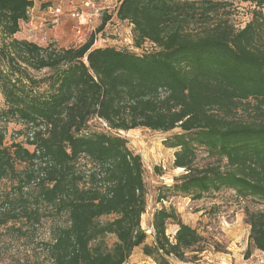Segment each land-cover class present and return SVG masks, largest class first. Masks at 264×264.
I'll return each instance as SVG.
<instances>
[{"label":"trees","instance_id":"16d2710c","mask_svg":"<svg viewBox=\"0 0 264 264\" xmlns=\"http://www.w3.org/2000/svg\"><path fill=\"white\" fill-rule=\"evenodd\" d=\"M233 1L121 0L115 17L132 26L135 48L153 46L136 54L93 48L111 16L78 47L17 40L33 2L0 0V183L14 185L1 198L0 225L38 223L43 208L64 217L45 244L53 264H127L141 246L156 264L201 253L197 229L164 207L152 214L153 245L144 244L143 164L118 135L178 129L165 145L185 174L170 190L193 201L230 190L261 202L262 211L246 212L245 257L264 253V0H239L253 6L241 29L230 24ZM246 107L254 112L244 120ZM92 120L107 132L90 129ZM9 124L23 129L6 146ZM198 149L215 161L196 167Z\"/></svg>","mask_w":264,"mask_h":264},{"label":"rangeland","instance_id":"374dc122","mask_svg":"<svg viewBox=\"0 0 264 264\" xmlns=\"http://www.w3.org/2000/svg\"><path fill=\"white\" fill-rule=\"evenodd\" d=\"M33 6L28 22L20 23V31L14 37L17 40L33 42L41 47L48 45L56 48H70L83 45L99 27L102 20L111 16L104 29L95 35L93 48H115L141 54L150 52L153 46L144 43L135 48L132 26L128 22H119L116 8L121 0H31ZM230 24L235 29L243 28L251 20L253 6L234 0L232 3ZM60 8L61 15L55 17L50 9ZM73 12L81 13V20L71 17ZM56 22V23H55ZM56 33V35H55ZM56 36V37H55ZM62 37L59 39V37ZM41 76V74H35ZM0 103L2 99L0 97ZM253 108H241L238 117L247 120L253 114ZM90 129L107 132L102 122L92 120ZM22 127L9 124L6 126L5 145L16 137ZM180 131L169 133L152 132L147 129H135L119 132L118 135L127 140L128 147L141 157L143 164V180L146 187V211L141 217V229L146 234L145 245H153L150 223L151 214L161 207L172 209L180 220L197 229L204 238L201 253L187 252L184 261L166 258L164 264H264V253L248 249L249 226L246 223V212L256 213L263 210L259 201L240 199L233 191L210 192L202 199L193 201L190 197L173 193L170 189L174 179L182 176L184 171L173 167L174 149H169L165 141ZM20 138V137H19ZM18 138V139H19ZM16 139V140H18ZM15 140V141H16ZM215 158L209 157L203 149L196 151L195 166L204 167L212 164ZM81 165H87L84 159ZM18 170L22 166L17 167ZM10 181L0 183V201L2 196L12 193L14 187ZM160 198H164L163 202ZM43 215L38 223L33 220L20 219L0 225V264H53L46 254L45 244L53 235V227L57 223L64 224V217L58 221L53 215ZM172 226V225H171ZM175 227H167L166 235L172 241ZM151 233V234H150ZM115 242L113 236L104 239L110 248ZM158 262H161L158 259ZM127 264H156L153 259L143 255L142 246L134 249ZM163 264V262H162Z\"/></svg>","mask_w":264,"mask_h":264},{"label":"built area","instance_id":"2783aa9c","mask_svg":"<svg viewBox=\"0 0 264 264\" xmlns=\"http://www.w3.org/2000/svg\"><path fill=\"white\" fill-rule=\"evenodd\" d=\"M31 11H32L31 8L28 9V11H27V15H28V17H29V15H30ZM50 11L52 12V14L55 15V17H58L59 15H61V10H60V8L50 9ZM71 17L74 18V19H76V20H78V21H80L82 15H81V13H79V12H73V13L71 14ZM55 23H56V22H55ZM17 141H18V142H21V143H24V142H25L24 139H23L22 137H20ZM29 148H30V147H29ZM30 149H31V148H30ZM150 230H152L151 227H150ZM150 234H151V233H150ZM152 237H153V232H152Z\"/></svg>","mask_w":264,"mask_h":264},{"label":"crops","instance_id":"0c3cea01","mask_svg":"<svg viewBox=\"0 0 264 264\" xmlns=\"http://www.w3.org/2000/svg\"><path fill=\"white\" fill-rule=\"evenodd\" d=\"M55 35H56V33H55ZM16 37V36H15ZM56 37V36H55ZM62 37L60 36L59 37V39H61ZM99 48V47H98ZM151 216H152V214H151ZM184 223V222H183ZM151 224V223H150ZM186 224V223H185ZM188 225V224H187ZM173 226V225H172ZM171 225H169L168 227L170 228V227H172ZM175 227V226H174ZM175 231H176V227H175V229H174V232L172 233V235H174L175 234Z\"/></svg>","mask_w":264,"mask_h":264}]
</instances>
